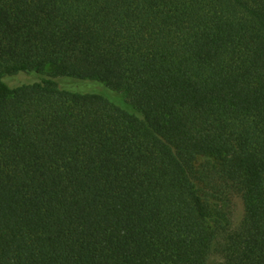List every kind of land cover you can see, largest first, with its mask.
<instances>
[{"label":"trees","instance_id":"obj_1","mask_svg":"<svg viewBox=\"0 0 264 264\" xmlns=\"http://www.w3.org/2000/svg\"><path fill=\"white\" fill-rule=\"evenodd\" d=\"M0 264H264V0H0Z\"/></svg>","mask_w":264,"mask_h":264},{"label":"rangeland","instance_id":"obj_2","mask_svg":"<svg viewBox=\"0 0 264 264\" xmlns=\"http://www.w3.org/2000/svg\"><path fill=\"white\" fill-rule=\"evenodd\" d=\"M96 88L101 89L98 86ZM231 201L232 202H231V207H230V215H231L233 222L235 224H238L244 215L243 201L238 195H236Z\"/></svg>","mask_w":264,"mask_h":264}]
</instances>
